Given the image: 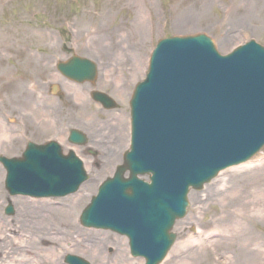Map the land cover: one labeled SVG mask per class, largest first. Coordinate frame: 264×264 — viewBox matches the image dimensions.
<instances>
[{"label":"rangeland","instance_id":"1","mask_svg":"<svg viewBox=\"0 0 264 264\" xmlns=\"http://www.w3.org/2000/svg\"><path fill=\"white\" fill-rule=\"evenodd\" d=\"M0 30L4 53H10L9 49L17 44L31 45L37 70L43 62L70 55L94 60L98 89L117 103L112 111L91 106L98 113L99 128L94 143L89 138L87 146L95 155L81 156L76 152L88 176L76 194L85 187L94 189V193L75 214L76 233L72 239L49 233L53 243L39 242L37 237L41 235L35 234L27 216L33 208L43 212L62 208L64 200L76 194L49 200L11 198L4 189L5 172L0 167V264H63L65 254L90 264H143L129 256L125 238L83 229L78 220L99 185L121 164L129 147V100L134 86L144 79L151 51L163 38L203 34L212 40L220 55L251 40L264 47V0H0ZM140 54L146 58L142 60L141 73L133 78ZM10 71L13 69L9 66L4 70L6 80L13 75ZM125 76L131 79V86L123 92L118 82ZM9 81L14 83L12 78ZM60 100L63 108L58 110L59 115L67 114L71 118H67L68 128L75 127V120L80 115L83 119L87 105L79 101L75 114L68 111L62 95ZM59 101L51 99V104L61 107ZM116 122L123 124L125 135L112 129ZM36 136L55 139L53 129ZM58 141L67 152V143ZM244 165L246 168L239 171L232 168L221 172L200 192H189L186 215L173 226L175 241L162 264H202L204 259L205 264H264V148L250 165ZM242 177L256 182L244 190L238 186ZM8 203L14 210L11 217L4 214ZM80 236H99L100 247H104L100 244L104 238H111L113 244L105 248L103 258L96 259L92 257L93 250L78 245ZM41 256L50 258L49 263H44L47 257L42 260Z\"/></svg>","mask_w":264,"mask_h":264},{"label":"water","instance_id":"2","mask_svg":"<svg viewBox=\"0 0 264 264\" xmlns=\"http://www.w3.org/2000/svg\"><path fill=\"white\" fill-rule=\"evenodd\" d=\"M60 68L78 82L86 72L94 74L86 59L73 58ZM93 99L113 107L103 94ZM130 107V151L81 222L127 236L134 257L158 264L174 241L169 234L174 221L185 215L188 189H199L264 145V49L252 42L220 57L205 36L162 40ZM70 141L85 144L77 131ZM29 148L31 156L23 162L2 160L10 194L61 197L86 180L81 163L73 154L61 157L57 145ZM138 176H149L150 183ZM65 261L87 264L72 256Z\"/></svg>","mask_w":264,"mask_h":264},{"label":"flooded vegetation","instance_id":"3","mask_svg":"<svg viewBox=\"0 0 264 264\" xmlns=\"http://www.w3.org/2000/svg\"><path fill=\"white\" fill-rule=\"evenodd\" d=\"M14 64L17 68L16 74L23 72L26 76H23L25 83L22 84L21 91L19 89L7 90L4 92L2 81V67L0 63V100L4 96L13 100L8 108H4L2 103L0 121L2 122V129L0 130V151L11 156H17L21 153L22 148L28 141H34L36 134L38 133L35 120L40 113L36 112V98L37 96L46 97L50 94L49 88L47 90H36L35 85H30V80L34 77V60H30V63L25 66L24 61L20 59L18 55H15ZM0 60H2V50L0 49ZM54 74L55 71H46V74ZM97 86V83L94 84ZM89 86V85H88ZM94 89V86L89 88L82 87L80 89H74L71 86L65 91L66 98L74 100L77 95H84L88 93V90ZM21 96V100L18 98ZM43 115L46 118V107H44ZM7 114H11L14 118L12 122L6 118ZM62 122H67L66 115H63Z\"/></svg>","mask_w":264,"mask_h":264},{"label":"bare ground","instance_id":"4","mask_svg":"<svg viewBox=\"0 0 264 264\" xmlns=\"http://www.w3.org/2000/svg\"><path fill=\"white\" fill-rule=\"evenodd\" d=\"M140 58L138 59V64L134 68V71L136 72L135 75H133V78H136L138 74L141 73V64L142 60H145V56L140 54ZM132 67V66H131ZM127 75V72H125ZM129 77L125 76L122 80L118 82V84L121 85L122 91L126 92L130 88V83L131 79H128ZM83 104V103H82ZM83 115L84 118L90 123L93 124L95 127V133L97 134V130L99 128V125L95 122V120L92 118V116L89 113V109L85 108L83 110ZM120 122V121H119ZM119 122L115 123L114 127L112 129L118 130L121 134H126V130L123 127V124L119 126ZM94 134L93 132H90V135L92 137L91 139L93 140L97 135ZM123 135L124 140L126 139L125 136ZM107 162H110V156H106ZM245 166H241L238 168H235L237 171L242 170ZM247 173V172H246ZM252 174V171L250 172ZM253 182H256V180L253 178L251 181L249 179H246L244 177L240 178L238 181V186L245 189H250L253 186ZM94 193V189H85L81 190L79 194L76 196H72L71 198H67L64 200V205L62 208H48L46 212H43L42 209L39 208H33V212H30V215L32 216H27L28 217V222L32 224V229L34 230L35 234H40V237H37L38 241L46 240L49 243H53L54 240L51 239L49 233H54V234H60L64 235L68 238H73L74 233H76V222H75V214L76 212L81 208V206L85 203L89 195ZM46 206V205H44ZM30 209V208H27ZM46 230V234H43L44 231ZM43 234V235H42ZM45 235V236H44ZM97 237H88V236H80V240L78 241V245L83 246L87 249V247L91 250L92 252V257L98 259V258H103L104 257V250L107 248V246L113 244L111 243L112 240L111 238H104V241L100 244H103V246H99L98 244V238ZM127 241V239H126ZM52 245V244H49ZM54 250V249H50ZM42 254L45 255L46 251H42ZM66 255V254H65ZM45 257L47 256H41V259H46ZM47 260V261H46ZM46 260H43L44 263H49L48 260L50 258L47 257ZM202 264H205V259L201 262Z\"/></svg>","mask_w":264,"mask_h":264}]
</instances>
